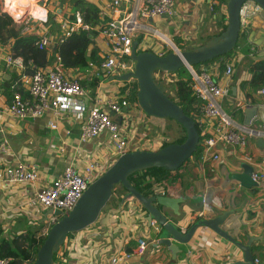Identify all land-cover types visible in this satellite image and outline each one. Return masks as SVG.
<instances>
[{
	"label": "crops",
	"instance_id": "obj_1",
	"mask_svg": "<svg viewBox=\"0 0 264 264\" xmlns=\"http://www.w3.org/2000/svg\"><path fill=\"white\" fill-rule=\"evenodd\" d=\"M63 1L61 0L60 3L65 2L62 4V8L66 12L64 14L61 8L57 9L58 14L54 17L57 22L61 18L71 15L68 2ZM84 1L94 4L100 10L97 29L113 16L112 11L107 12L102 9L103 2L106 0H100L101 3L93 0ZM134 1L128 0L126 3L122 1L125 5L121 8L132 10L131 3ZM137 1L135 8L140 7L144 2V0ZM226 3L227 1L218 3L213 0H182V2L176 0L175 15L142 18L141 21L150 29L153 28L163 34L171 42L173 40L172 43L177 46L175 49L181 50V40L186 41L188 48L182 50H188L203 44L225 29L227 24ZM31 23V27L26 30L19 28L22 24L15 23L20 38L23 39L33 34L40 35L49 30L47 29L49 28L48 23L36 20ZM54 32L58 34L57 30L52 34ZM201 34L204 39L201 38ZM138 35H142V42L137 47L143 51L149 50L163 55L173 48L169 47L170 43L168 45L163 38L151 30L138 32L135 37ZM148 35H152L151 38ZM12 42L13 40H9L6 44H0V140L6 138L10 144L8 152L2 154L0 166L13 165L18 161L28 162L36 166L39 177L36 181L28 184L0 181V244L2 243L5 250L13 246L12 243L18 236H23V240L20 242L27 246L29 241L34 242L42 234L47 233L48 229L42 230L41 222L44 224V217L48 211L34 209L37 192L41 187L48 186L66 165L75 162L76 157H103L105 152L102 150V145L108 137V132L105 131L96 138L82 142L79 138L82 120L70 113L64 114L61 119H55L51 111L45 112L39 118L16 119L10 116L7 112L11 99L9 86L18 76V72L12 67H7L5 63L7 55L13 56L9 50ZM56 46V42H52L48 48L49 61L46 67L55 60ZM184 46L182 45V47ZM89 49H96L101 60L108 52L106 40L100 32L96 37L91 38ZM233 52L231 56L225 58L222 56L209 63H204L203 67L210 71L216 82L228 85V95L223 98L221 103L224 111L237 123L245 125V108L249 105L256 106V114L251 118L249 124L251 123V126L255 128L259 126L264 128V93H259V90L264 89V86L255 89L251 97H246V91L249 89L247 81L250 78L247 66L264 58V19L260 17L259 12L251 17L246 31L240 32ZM126 61L129 69L104 78L96 76L95 69L89 65L86 69L62 68L68 76L77 77L80 83L85 82L86 84L91 79H98L95 91L90 90L84 83L81 84L87 93L85 101L88 106H91L96 95L122 96L126 90L128 92V86L135 79L121 78L133 69L131 60L126 59ZM226 65L232 66L231 76H226L224 73ZM27 70L28 68L26 72L29 74ZM127 101L129 106L124 112L134 128L130 138L131 147L135 146V149H141L138 145L143 140L149 142L165 139L160 136V130L165 127L167 120L148 116L139 106ZM224 104H226V108H224ZM196 113L200 114L199 107ZM235 114H238L239 118H236ZM49 120H56L57 129L48 128ZM143 123L152 126L157 123L160 128L157 130L156 125L145 133L142 129L143 133H141L139 127ZM204 127V133L200 131L201 138L202 135H209L212 132L207 122L204 123ZM154 128L155 131H153ZM156 131L157 133H155ZM262 138L264 140V137ZM160 143L162 144V142ZM247 144L245 148H242L236 144L217 142L215 149L220 155L217 161L201 157V152L198 157L189 159L186 167L176 174L178 177L176 183L170 185L165 181L153 182L152 187L155 189V194L182 199L178 206V214H174L169 208L159 206L160 211L167 219L182 232H185L192 223L199 219L215 218L228 213L229 215L220 227L243 243H246L249 237L254 238L250 244L252 255L257 263H263L264 179L257 181V184L251 188H245L232 177L243 171L242 163L251 165L254 171L264 168V147L257 144V138L252 137H248ZM147 147L148 145L144 146V148ZM245 155H249L251 161L245 162L243 158ZM143 177L151 181L149 175H140L135 178L141 180ZM161 189L162 194L157 191ZM119 192L122 190L117 191L116 197H114L116 205H112L103 216L98 217L97 224L101 225L100 229L97 225L92 224L88 228L68 235L69 239L73 236H82L79 242L84 249L83 255L79 257L74 249L64 250L61 247L58 252L56 251L57 257L53 264H61L63 258L67 260V264H110L112 257L119 256L124 252H133L138 238H144L148 242L146 249L142 254H133L122 258L121 264H224L241 258L240 251L233 244L208 227L196 229L188 242H174L178 251L173 257L172 252L166 246L157 244L159 226L153 219L147 220L148 214L138 201L133 198L124 200L121 209L114 213L121 197L125 194H119ZM201 211H203V215L199 216ZM68 251L70 252L69 259H67ZM76 259L80 262L78 263ZM25 260H29L30 264L33 263L30 259Z\"/></svg>",
	"mask_w": 264,
	"mask_h": 264
},
{
	"label": "built area",
	"instance_id": "obj_2",
	"mask_svg": "<svg viewBox=\"0 0 264 264\" xmlns=\"http://www.w3.org/2000/svg\"><path fill=\"white\" fill-rule=\"evenodd\" d=\"M41 1L37 0L36 3L39 9L46 11V20L39 22L46 23L49 17V10L45 3L47 0H43L42 3ZM122 1L128 2V0H106L102 5V9L112 11L113 16L98 27L99 32L106 40L108 52L97 64L93 62L88 64L95 69V74L98 77L104 78L129 69L125 58L131 55L132 43L136 33L151 30L156 35L159 34L157 30L150 29L138 20L140 14L145 18L175 15L176 0H144L140 7L132 10L121 8ZM2 10L4 11L3 8ZM257 12H260V7L252 0H246L241 5L239 11L240 32L246 31L251 17ZM8 13L10 14V12ZM30 21L32 22L34 19L31 12L27 11L20 18V21L14 22L22 24L19 28L26 30L31 27L32 23ZM57 29L58 34L45 31L39 35V48L48 49L52 42L58 44L73 32L87 31L91 27L83 21L80 12L75 11L74 14L61 18ZM5 63L7 67H12L18 72L17 78L10 86L12 95L7 108L10 116L16 119L39 118L45 112L51 111L55 119H61L64 114L70 113L82 120L79 135L82 142L96 138L105 131L108 132L107 141H104L102 145V150L105 152L103 157H76L75 162L66 165L48 186L41 187L37 192L34 209L51 210V213L44 217V223L51 226L61 216L68 214L89 184L104 174L119 156L125 152L137 150L135 146L131 147L130 138L134 128L124 112L129 106L128 101L125 99L127 90L122 96L96 95L92 100L93 104L88 106L85 101V98H87L85 88L77 77L68 76L63 72L59 56L56 55L54 62L49 66L36 69L29 74L26 72L27 65L19 56L7 55ZM29 64L33 66L32 63ZM203 65L204 63H201L199 69H195L194 66L188 68L192 94L200 101L198 106L200 114L195 113L194 116L200 131L204 133V123L206 122L212 130L211 134L202 135L199 142L202 147L201 157L217 161L220 157L215 149L217 142L236 144L245 148L248 145V137H264V128L261 126L255 128L251 126V123L247 126L239 124L224 111L221 103L223 98L228 95V85L216 82L210 71ZM224 73L226 76H231L233 73L232 66L226 65ZM170 74L173 76V73L158 70L155 73V78L162 82L163 80L170 81ZM259 93L263 94L264 89L259 90ZM47 126L50 129H57L56 120H49ZM139 143L140 150H156L162 145L160 141L156 140L149 142L143 140ZM146 145L148 147L144 148ZM9 149L8 139L3 138L0 140V163L2 154L8 152ZM243 158L245 162L251 161L249 155H245ZM38 177V169L28 162L18 161L13 165L0 166V181L28 184L36 181ZM251 178L256 182L264 179V168L253 170ZM157 191L163 193L162 189ZM55 210H59L61 216L54 215ZM202 215L203 211L199 213V216ZM81 237L67 238L57 252L61 247L64 250H71L72 248L81 257L84 253V249L79 242ZM136 243L133 252H124L119 256L112 257L110 264H121L122 258H127L133 254H142L148 242L144 238H138ZM62 260L61 264H67L65 258ZM0 264H30V261L24 260L19 263H12L10 258L0 256Z\"/></svg>",
	"mask_w": 264,
	"mask_h": 264
},
{
	"label": "water",
	"instance_id": "obj_3",
	"mask_svg": "<svg viewBox=\"0 0 264 264\" xmlns=\"http://www.w3.org/2000/svg\"><path fill=\"white\" fill-rule=\"evenodd\" d=\"M245 1L227 0V24L225 29L220 34L212 36L203 44L192 49L180 51L172 48L170 52L159 55L151 51H138V43L135 40L133 41L130 57L134 61V67L121 78L125 80L133 78L137 81V103L146 115L174 120L185 130L186 137L182 143H169L156 150L137 149L119 156L104 174L89 184L68 214L61 216L59 210L53 212L54 215L61 217L48 229L32 264H53L54 253L64 243L69 234L83 230L97 221L102 208L111 198L117 185L123 187L125 194L121 197L117 210L113 212L119 211L126 199L133 198L138 201L148 214L147 220L151 221L153 219L159 226L157 244L166 246L172 252L173 257L178 251L174 242H188L196 229L208 227L233 244L241 253L240 259L224 264H264V262L257 263L252 255L250 244L254 238L249 237L247 242L243 243L220 227L229 215L228 213L218 215L215 218L199 219L192 223L185 232H182L159 209V206L166 207L172 210L174 214H178L181 198L160 194L144 196L129 180V176L133 173L149 167L174 171L183 165L197 149L200 134L194 119L185 114L182 107L171 99L163 82L156 80L155 73L158 70L175 73L182 67L188 69L196 64L220 58L233 50L240 34L239 11ZM252 1L259 5V15L264 19V0ZM232 91L234 92L233 89ZM256 111L257 107L253 105L245 108V125L249 124ZM257 144L264 147L262 137L257 138ZM241 166L243 171L234 174L232 177L245 188L255 186L257 182L251 178L252 166L247 163H242ZM48 213H51V210H48Z\"/></svg>",
	"mask_w": 264,
	"mask_h": 264
},
{
	"label": "trees",
	"instance_id": "obj_4",
	"mask_svg": "<svg viewBox=\"0 0 264 264\" xmlns=\"http://www.w3.org/2000/svg\"><path fill=\"white\" fill-rule=\"evenodd\" d=\"M218 3H224L227 0H213ZM75 11H79L84 22L88 23L91 27L90 30L87 31H77L73 32L66 38H64L61 42H58L55 53L60 57V63L64 69L69 68H80L86 69L88 67L89 62L98 63L101 58L98 55V51L96 49H89L91 44V38H94L98 35L99 30L96 29V26L99 22V13L100 10L94 4L84 1V0H74L71 5V15L74 14ZM52 20V17H48V20L45 24L49 23ZM58 28V23H57ZM57 33H59L58 29ZM55 33V32H54ZM142 35H138L134 38L138 44L142 42ZM9 40H13L12 44L9 47L10 53L13 56H20L24 60L27 65L28 72L32 73L36 69L43 68L48 64L49 61V50L46 48H39V35H30L26 38H20L18 30L16 29L15 22L12 16L2 10V2L0 0V44H6ZM138 51H143L138 48ZM149 51V50H146ZM233 50L225 54L223 57L231 56L233 54ZM126 59H131L130 56L126 57ZM217 59V58H215ZM205 62V63H209ZM29 63H32L33 67L30 66ZM199 65V64H198ZM201 65V63H200ZM195 68V67H194ZM247 71L250 74V78L247 81L248 90L246 91V97L249 98L252 96L255 89L264 86V58L257 60L255 62L250 63L247 66ZM175 77H177L173 81V90L174 97H171L179 106L182 107L185 114L191 116L195 121L194 114L198 111V106L200 101L192 94L191 86H190V74L188 69L185 67L180 68L177 72L173 73ZM85 82H81L83 85ZM98 79L94 78L89 83H86V87L90 90L95 91L97 87ZM129 90L126 95V99L129 102L134 103V105L138 106L137 103V91L138 84L137 81L134 80L128 86ZM10 89V86H9ZM11 95H12V90ZM11 100V99H10ZM172 120V119H170ZM174 121V120H172ZM175 122V121H174ZM176 123V122H175ZM180 128V132L173 138L171 141H164L161 146H165L169 143H182L186 137L185 130L178 124ZM196 128L200 134V130L198 124L195 121ZM201 139V137H200ZM200 142V141H199ZM202 152L201 144L199 143L197 149L192 154V157H198ZM190 159V158H189ZM181 165L178 169L174 171H169L163 168L157 167H149L140 171H137L129 176V180L132 185L144 196H152L155 195L154 188L152 187L153 182H162L172 185L177 182L178 177L177 173L186 167L188 160ZM138 175H149L151 181L146 180L144 177L141 180H137L135 177ZM120 186V185H119ZM120 188L123 189L122 186ZM122 192H119L121 194ZM45 233L42 234L39 238H37L34 242L29 241L27 246L25 244H21L20 240H23V236H18L14 239L12 243L13 246L8 247L5 250L2 243L0 244V256L5 258H11L12 263H18L25 259H30L31 261L35 260L37 250L39 246L42 244ZM70 235V234H69Z\"/></svg>",
	"mask_w": 264,
	"mask_h": 264
},
{
	"label": "rangeland",
	"instance_id": "obj_5",
	"mask_svg": "<svg viewBox=\"0 0 264 264\" xmlns=\"http://www.w3.org/2000/svg\"><path fill=\"white\" fill-rule=\"evenodd\" d=\"M60 1L61 0H47V1H45V3H46V6L47 7H49V16L50 17H52V20L48 23V25H49V28H47V29H49L48 31L49 32H53V31H56V29H57V20H54V17L58 14L57 13V9L58 8H61V10L63 11L62 13H64V12H66L65 11V9H63L62 8V4H64L65 2L64 1H66V2H68L67 4H68V7L69 8H71V5H72V1H74V0H64L63 2L64 3H60ZM93 1H96V2H102V1H104V0H102V1H100V0H93ZM1 2H2V4L4 3V1L3 0H1ZM43 2V0L41 1V3ZM179 2H182V0H179ZM137 3H138V1L137 0H135L134 2H132L131 3V9H134L135 7H136V5H137ZM125 4H124V2H122L121 3V6L123 7ZM2 8L5 10V11H8V10H6V8H4V4L2 5ZM108 12V11H107ZM72 13V12H71ZM65 14V13H64ZM142 18H145V17H143L141 14L138 16V20H140L141 21V19ZM31 22V21H30ZM142 22V21H141ZM53 30V31H52ZM163 31L165 32V30L163 29ZM137 34V33H136ZM169 34H171V33H169ZM154 35V34H153ZM148 36H150V38H151V36L152 35H148ZM155 36V35H154ZM153 36V37H154ZM152 37V38H153ZM171 37V36H170ZM169 37V38H170ZM198 37H200V36H198ZM203 37V34H201V38ZM171 39V38H170ZM203 39H204V37H203ZM172 40V39H171ZM172 42H173V40H172ZM175 44V43H174ZM182 45H185L184 47H182ZM176 46V45H175ZM188 46V44H187V42L186 41H183V40H181V42H180V48H181V50L180 51H182V49L183 48H188L187 47ZM170 47V46H169ZM177 47V46H176ZM172 48V47H171ZM175 47H173V49H174ZM178 49V48H177ZM131 62H132V64H133V67H134V61L133 60H131ZM241 65V64H240ZM199 66V67H198ZM194 67L195 68H197L198 67V69L200 68V64L198 65V64H196V65H194ZM169 78L171 79L170 81H167V80H163V84H164V86H165V90H166V92H167V94L168 95H170L171 97H174V90H173V81L175 80V74H173V76L170 74L169 75ZM224 108H226V104H224ZM235 117L236 118H239V116H238V114H235ZM166 120H167V124L165 125V127H163V129H161L160 131V136H163V137H165V139H160L161 141L160 142H164V141H171L173 138H175L176 137V135L180 132V128L178 127V125L174 122V121H172V120H170L169 118H166ZM159 122V121H158ZM156 125H157V123H156ZM156 125H147V124H145V123H143V125L141 126V127H139V131L141 132V133H143V130H144V133L145 132H147V130L149 129V130H152V128L153 127H156ZM160 125H161V123H160ZM145 128V129H144ZM151 128V129H150ZM158 128H160V126L159 125H157V127H156V129L158 130ZM143 129V130H142ZM153 131H155V128L153 129ZM155 133H157V131L155 132ZM159 133V132H158ZM154 138V137H153ZM144 150V149H143ZM192 158V156L190 157V159ZM138 176H140V175H138ZM143 176V175H142ZM119 190H122L121 188H120V186L119 185H117V186H115V189L113 190V193H112V196H111V198L109 199V201L106 203V205H105V207H103L102 208V210H101V212H100V215H99V217L100 216H103L104 215V213L106 212V210L109 208V207H112V205H116V203H115V200H114V197H116V192L117 191H119ZM122 193H125V191H123L122 190ZM39 214H41V212H38ZM97 222L98 221H96L95 223H93V225L95 224V225H97V227L100 229V227H101V225H98L97 224ZM41 224H42V226H41V228H42V230H44L45 228H46V230L47 229H49L50 228V226L48 225V224H46V223H42L41 222ZM91 226V225H90ZM89 227V226H88ZM88 227H86V228H88ZM73 235V234H72ZM70 252L68 251L67 252V259H69L70 258V254H69ZM57 257V252H55L54 253V258L53 259H55Z\"/></svg>",
	"mask_w": 264,
	"mask_h": 264
},
{
	"label": "clouds",
	"instance_id": "obj_6",
	"mask_svg": "<svg viewBox=\"0 0 264 264\" xmlns=\"http://www.w3.org/2000/svg\"><path fill=\"white\" fill-rule=\"evenodd\" d=\"M6 10L10 12L14 21H20L26 9L33 8L32 17L36 21L46 20V11L36 8L35 0H5Z\"/></svg>",
	"mask_w": 264,
	"mask_h": 264
},
{
	"label": "bare ground",
	"instance_id": "obj_7",
	"mask_svg": "<svg viewBox=\"0 0 264 264\" xmlns=\"http://www.w3.org/2000/svg\"><path fill=\"white\" fill-rule=\"evenodd\" d=\"M3 1H4V8H6L5 0H3ZM36 1H37V0H35V6H36V8H38V5H37ZM27 11L32 13V11H34V9H33V8L26 9L25 12H24V14H25ZM157 35H159L161 38H163V40H165V41L168 43V45L171 44L172 46L170 45V47H175L174 44H173V43H172L167 37L163 36V35L160 34V33L157 34ZM169 43H170V44H169Z\"/></svg>",
	"mask_w": 264,
	"mask_h": 264
}]
</instances>
